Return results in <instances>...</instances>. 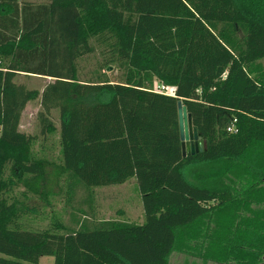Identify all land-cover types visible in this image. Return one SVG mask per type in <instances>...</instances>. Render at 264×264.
<instances>
[{"label":"trees","instance_id":"obj_1","mask_svg":"<svg viewBox=\"0 0 264 264\" xmlns=\"http://www.w3.org/2000/svg\"><path fill=\"white\" fill-rule=\"evenodd\" d=\"M92 40L112 48L105 66L117 64L121 82H79ZM263 59L264 0H0V264H169L175 252L263 264ZM19 74L53 79L39 119L51 134L59 111L66 204L79 188L136 179L143 224L75 208L72 230L57 218L44 231L17 226L7 196L18 185L36 193L46 164L18 130L39 97ZM179 103L202 153L183 156Z\"/></svg>","mask_w":264,"mask_h":264},{"label":"rangeland","instance_id":"obj_2","mask_svg":"<svg viewBox=\"0 0 264 264\" xmlns=\"http://www.w3.org/2000/svg\"><path fill=\"white\" fill-rule=\"evenodd\" d=\"M49 0H20L21 3H47ZM110 43V42H109ZM94 51L84 55L77 61L78 80L81 83L110 80L121 82L122 71L117 64H111L106 68L105 64L112 57V48L99 41L92 40ZM264 67V59L260 61ZM14 82L23 85L27 90L36 91L39 97L27 104L21 113L19 132L34 138L32 156L46 161L44 176L36 193H31L23 185H18L7 197L8 203L16 202L19 209L17 226L35 231L52 229L55 218L59 219L70 230L75 229L72 215H78L76 209H84L95 215V221L120 220L128 223L143 224L144 211L141 195L136 179L127 183L104 188H95L92 193L83 188L77 190L74 203L66 204L67 182L66 175H59L58 169L62 163L60 154V114L58 110L51 111L50 119L54 132H43L39 115L43 108L41 95L49 85L48 80L31 75H16ZM169 89L167 94H172ZM9 172V170H8ZM92 194L91 212L83 205V201ZM91 218V217H90ZM83 219V217L81 218ZM39 264H54L52 257H44ZM169 264H215L205 263L194 255H186L175 252L171 255Z\"/></svg>","mask_w":264,"mask_h":264},{"label":"water","instance_id":"obj_3","mask_svg":"<svg viewBox=\"0 0 264 264\" xmlns=\"http://www.w3.org/2000/svg\"><path fill=\"white\" fill-rule=\"evenodd\" d=\"M178 121L183 156L186 157L204 152L205 143L199 137L197 129L193 127L192 118L188 114L187 108L182 106L181 103H179L178 108Z\"/></svg>","mask_w":264,"mask_h":264},{"label":"built area","instance_id":"obj_4","mask_svg":"<svg viewBox=\"0 0 264 264\" xmlns=\"http://www.w3.org/2000/svg\"><path fill=\"white\" fill-rule=\"evenodd\" d=\"M154 88H155V91H158V92H166V93H168V90H169L165 86L158 85V84H156Z\"/></svg>","mask_w":264,"mask_h":264},{"label":"crops","instance_id":"obj_5","mask_svg":"<svg viewBox=\"0 0 264 264\" xmlns=\"http://www.w3.org/2000/svg\"><path fill=\"white\" fill-rule=\"evenodd\" d=\"M50 1V0H49ZM49 1L47 2V3H49ZM19 2H20V0H19ZM21 3V2H20ZM22 4V3H21ZM38 4H46V3H38ZM38 77V76H37ZM41 78H44V77H41ZM44 79H46V80H48V83L50 84L52 81H53V79L52 78H44Z\"/></svg>","mask_w":264,"mask_h":264}]
</instances>
